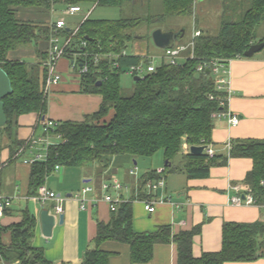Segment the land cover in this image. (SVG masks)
Here are the masks:
<instances>
[{
    "label": "trees",
    "instance_id": "obj_1",
    "mask_svg": "<svg viewBox=\"0 0 264 264\" xmlns=\"http://www.w3.org/2000/svg\"><path fill=\"white\" fill-rule=\"evenodd\" d=\"M68 4L95 3L98 6L122 8L127 2L136 0H65ZM220 3L224 9L220 31L217 36L206 35L203 31L196 39L195 59L179 66L162 63L156 72L147 74L135 82L132 96L122 94L120 76L125 67L148 64L145 56L122 55L133 39L129 34L143 21H165L170 17L193 16L197 5L203 0H163L164 12L157 19H120L116 21H96L86 19L80 26L69 51L71 56L88 52L106 57L96 62L90 59L89 72L81 77L83 92L102 95L100 110L87 116L83 122L57 123L53 133L62 142L49 148L47 160L37 162L31 170V188L44 185L57 166L82 167L89 163L103 162L106 157L130 155L135 159L151 158L163 152L166 160L165 178L168 174L185 172L190 179L209 177L213 166L227 157L210 158L206 153L183 155V148L206 146L211 142L214 128V114L226 111L221 100L227 93L218 91L212 73L207 69L198 72L201 65H209L215 60L245 58L246 51L258 43L257 29L264 21V0H211ZM137 2V1H136ZM42 0H0V67L7 73L13 87V94L4 99L7 124L0 128V143L4 135H11L17 118L29 114H39L46 119L47 97L44 95L47 68L43 62L47 54L38 48L39 42L50 40L53 35L50 26L19 21L16 11L20 6L49 7ZM203 8L201 7L200 10ZM156 29L174 31L182 36L183 31L174 28ZM60 34L69 35L65 30ZM87 43V48L82 43ZM35 45L39 63L28 65L9 59V54L24 46ZM69 55V56H70ZM119 55V56H118ZM118 59H115V57ZM110 57V58H107ZM114 62L120 67L115 68ZM101 82V86L96 85ZM214 99L211 100L210 97ZM113 111V116L107 120ZM230 158H250L253 169L245 179L246 190L262 201L264 198V140L235 141ZM1 149V148H0ZM183 155L185 166H175L174 160ZM156 171L149 172L140 181L142 189L149 180H158ZM132 202L119 205L112 212L109 224L98 223L97 234L91 241L80 264H109L110 254L103 251L105 242L124 243L131 248L133 264H147L153 260L154 247L158 244L175 243L178 250L177 264H226L254 262L264 258V222L251 224L226 223L223 228V248L218 253H206L200 258L193 254L195 236L201 227L182 231L172 236L170 227H160L154 233H135L132 228ZM36 219L25 211L23 221L9 228L0 227V258L8 263L54 264L46 259L41 248L33 246ZM9 232L12 243L6 247L2 234ZM68 264V263H61Z\"/></svg>",
    "mask_w": 264,
    "mask_h": 264
},
{
    "label": "crops",
    "instance_id": "obj_2",
    "mask_svg": "<svg viewBox=\"0 0 264 264\" xmlns=\"http://www.w3.org/2000/svg\"><path fill=\"white\" fill-rule=\"evenodd\" d=\"M42 1L48 2L49 7L20 6L26 9L20 12V18L18 17L20 7L15 9L17 19L50 27L59 19H63L66 21V30L70 32L80 28L86 18L91 19L92 12L97 7L94 3L93 8L87 11L83 19L79 23H72V26L65 18L69 15L63 16L58 13L62 11L65 13L67 8L73 5L65 0ZM87 4L93 3L78 4L82 11L69 17L78 18L83 13V6ZM61 36L63 40L68 37L63 34ZM50 40L38 43V48L47 54V59ZM261 52L252 58H237L229 63L226 75V112L237 115L239 124L232 126L227 116H215L209 143L217 156L228 158L226 164H222V160L218 161L219 163L211 168L209 177L204 179H190L185 172L167 176L165 188L160 189L157 195L170 197L172 204L158 203L156 211L152 214L145 210V198H138L141 195L139 184L149 172L165 168L166 162L164 166L158 163L154 167L147 163L140 164L141 158L119 155L106 157L102 163L94 162L82 167H61L47 177L45 185L64 199V222L59 224V216L55 213L57 203L48 202L42 206L34 198L36 192L33 194L34 190L31 188L33 165L24 162L34 155L44 157L47 152L42 146H38L33 154L27 152L22 158L16 157L18 150L28 139L44 136L42 124L44 119H41L39 114L17 118L11 135H4L0 143V193L10 201L5 214L0 217V227L7 229L21 223L24 212L28 211L37 221L33 246L41 248L46 259L54 264H80L97 234L98 223L109 224L112 219L109 205L104 201L107 193L103 190V185L117 182L125 188L119 192L111 190L108 194L120 197L125 203L132 202V228L135 233H154L160 227H170L174 237L182 231L201 227V233L195 236L193 242L194 256L200 258L206 253L220 252L223 248V228L226 223L264 222V210L261 207L255 205L236 207L231 204L230 199L236 194L232 188L246 190L244 182L247 174L253 169V160L230 158L227 148L229 143L235 141L264 140V55ZM69 55L58 62V70L63 80L51 88L47 97L46 120L56 123L83 122L87 116L97 113L103 103L102 95L83 92L81 77L78 76L77 69L72 67L75 56ZM9 59L28 65L40 61L34 44L30 49L11 52ZM47 59L43 62L44 68ZM112 116L113 111L107 120ZM49 139L52 144L62 142L61 136L53 132ZM190 148L185 145L183 155L190 153ZM183 155H180L184 161L182 167L186 163ZM133 166L140 169L139 175L130 174ZM87 187L92 188V191L85 195L86 210H82L78 196ZM43 210H49L57 219L50 238L43 234L40 217ZM2 243L6 247L11 245L12 237L9 232L2 234ZM101 248L110 254L109 264H133L129 245L108 241L102 244ZM177 261V245L172 242L156 245L153 260L147 264H177ZM0 264L19 262L8 263L1 258ZM226 264H264V258L254 262Z\"/></svg>",
    "mask_w": 264,
    "mask_h": 264
},
{
    "label": "built area",
    "instance_id": "obj_3",
    "mask_svg": "<svg viewBox=\"0 0 264 264\" xmlns=\"http://www.w3.org/2000/svg\"><path fill=\"white\" fill-rule=\"evenodd\" d=\"M81 11L82 8L80 6L73 5L67 8L65 14L69 16H74L80 13ZM66 27H67L66 21L63 19H59L57 22L51 25L53 35L51 36L48 59L45 64V67L47 68V75L45 80L44 95L46 97L49 96L51 88L63 80V76L59 72L57 65L62 58L66 57L70 53L69 51L72 49L73 40L79 31V28L74 31H70V34L68 35V37H65V39L63 40L64 43L61 45L60 38H62V36L60 32L65 31ZM200 36H201V32L196 31L187 45H178L177 43H175V45L172 48H167L164 50V56L159 59V62L157 61V58H150L148 64H139L129 67L128 73L134 77L141 78L146 76L147 74L156 72L157 68L161 66L163 62L164 63L166 62L171 66H179L189 60L195 59V54H194L195 42L196 39H198ZM82 47L86 49L87 43L83 42ZM188 51L189 53L187 54ZM126 54L127 51H124L122 53V55H126ZM105 57H106L105 55H100V54L91 57V54L86 51L83 53H78L75 55V59L73 61L72 67L74 69H77L79 76L82 77L89 72L91 58H93L96 62H98L99 60H102ZM115 59H118V57L116 56ZM230 62L231 60H215L212 61L208 66L201 65L198 68V72H202L204 71V69H207V71L209 70V73H212L215 78L217 90L226 92V85H227L226 75L228 74V68ZM114 67L119 68L120 67L119 63L114 62ZM210 99L213 100L214 97L211 96ZM221 105L227 106V97L226 99L221 100ZM215 116H227L232 126H237L239 124V117L237 115L232 114L231 112L224 111L222 113L214 114V117ZM42 124L44 128V136L38 138L32 137L28 139L20 147L16 157L22 158L24 155H26L27 152H31L33 154L34 150L38 146H42L44 150L47 152V154L44 157L41 155H34L32 158L26 159L24 161L26 164L34 165L37 162L46 161L49 148L52 145H54L51 143L49 139V135L52 133V130L55 129L58 124L55 121L46 120V119L43 120ZM205 147L206 148L204 150V153H206L210 158L216 156V153L210 144H207ZM227 148L228 151L231 153L233 149V144L229 143L227 145ZM60 168L61 166H57L56 170H59ZM136 173H137L136 169L130 171V174L133 176H135ZM156 173L160 175L161 178L158 180L147 181L142 189V192L145 195V201H144L145 210L151 214L156 211V206L158 203L164 202V203L172 204V200L170 199V197H158L157 195L159 190L165 188L166 186V180L164 176L165 169L164 168L159 169L158 171H156ZM124 188L125 187L122 184L117 182H114L112 184L105 183L103 185V190L105 191V193H107L104 197V201L109 205L111 212H116L118 210L119 205L125 202L120 197H114L111 194H108V192L111 190L115 192H119ZM232 189L236 192V194L230 199L232 205L236 207L255 205L261 207L264 210V198L262 201L258 200L250 189L245 191L241 190V188L239 187H234ZM91 191L92 188L87 187L83 189L78 196L81 202L82 210H86L85 195ZM34 198L42 206H45L48 202H56L57 203L55 206L56 215L60 216L64 214V206H63L64 199L61 196L57 195V193L52 191L47 185L45 184L41 185L37 189ZM9 204H10L9 199L0 193V217H2L5 214Z\"/></svg>",
    "mask_w": 264,
    "mask_h": 264
},
{
    "label": "rangeland",
    "instance_id": "obj_4",
    "mask_svg": "<svg viewBox=\"0 0 264 264\" xmlns=\"http://www.w3.org/2000/svg\"><path fill=\"white\" fill-rule=\"evenodd\" d=\"M137 1V2H136ZM127 2L122 8H110L104 6H98L93 10L91 20L100 21H116L120 19H142L148 20L150 18L157 19L156 16H160L164 12L163 0H136ZM93 4H87L83 6V13L78 18L65 16L64 11L58 13L65 16L66 20L71 23H79L83 17L87 14V11L91 10ZM203 8L200 10V8ZM26 10V9H25ZM24 8H19L18 17L20 18V12L25 11ZM224 9L217 1L203 0V3L197 5V9L193 16L186 17H170L165 21H154L147 23L143 21L140 25L128 31L129 34H133V39L128 43L127 54L135 56H156L157 61L164 56V50L155 46L152 34L156 28L161 26L163 28H174L176 31H184V35L177 40L178 45H187L193 34L196 31H203L206 35L217 36L220 31V25L222 17L224 16ZM73 26V25H72ZM257 42L264 38V21L257 29ZM61 45L63 39L60 38ZM31 46H24L20 49H30ZM264 50V49H263ZM189 51L187 52V54ZM264 55V51L261 52ZM28 61V60H27ZM79 76V75H78ZM66 77H68L66 75ZM143 78V77H141ZM120 85L122 88V94L125 97L132 96L135 90V77L129 73H122L120 76ZM165 158L163 152H159L151 158H141L140 164L147 163L151 166H156L160 163L165 165ZM175 166H183L184 161L179 155L174 160ZM132 169L137 170V175L140 174V169L133 166ZM171 174H168V177ZM34 208L33 204L31 205Z\"/></svg>",
    "mask_w": 264,
    "mask_h": 264
},
{
    "label": "water",
    "instance_id": "obj_5",
    "mask_svg": "<svg viewBox=\"0 0 264 264\" xmlns=\"http://www.w3.org/2000/svg\"><path fill=\"white\" fill-rule=\"evenodd\" d=\"M184 35V31L182 36ZM182 36H178L174 31H165L163 29H157L152 34V39L156 47L160 49L172 48ZM264 49V43H258L252 45L248 51L245 53V57L252 58L257 53L261 52ZM129 67L123 69V73H128ZM209 73V70L207 71ZM141 80L140 77H135V82ZM99 82L96 86H101ZM13 87L7 73L0 67V128L4 127L7 124V116L5 113V104L4 99L13 94ZM205 146H193L190 148V154L192 155H202L205 150ZM60 196V195H59ZM41 224L42 230L45 237L50 238L52 236V231L57 224V219L54 215L50 214L49 210H43L41 212ZM59 224H63L64 215L59 216Z\"/></svg>",
    "mask_w": 264,
    "mask_h": 264
}]
</instances>
